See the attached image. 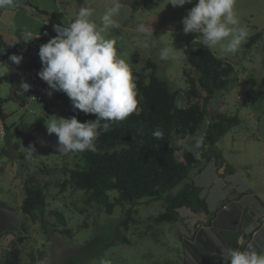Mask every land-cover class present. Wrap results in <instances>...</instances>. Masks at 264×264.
<instances>
[{"label": "rangeland", "instance_id": "1", "mask_svg": "<svg viewBox=\"0 0 264 264\" xmlns=\"http://www.w3.org/2000/svg\"><path fill=\"white\" fill-rule=\"evenodd\" d=\"M30 1L32 6L20 7V0H0V31L5 41L25 42L28 35H42L47 15L38 14V7L48 12L49 20L55 17L65 25L59 30L63 35L59 52L65 54L73 46L74 54L65 55L55 81L47 86L53 95L65 87L48 112L43 101L31 99L24 91L25 87L33 88L36 67L28 75L21 69L32 64L37 52H25L0 63V78L12 76L0 79V96L8 99L4 111L9 115L6 123L11 128L12 142L19 143L18 152L30 153L26 158L9 157L6 136L0 137V200L18 209L24 196V180L35 175L40 183L47 184L48 209L62 211L74 235L56 232L47 241L41 222L26 220L25 250L43 249L41 264L182 263L187 258L186 236L192 237L198 231L193 230L194 226L207 221L203 213L196 215L183 207L177 221L160 223L156 217L165 211L163 201L143 198L132 207L133 220L120 226L121 238L115 239L116 227L126 217L129 206H118L112 214L97 205L86 206L83 191L60 186L61 174H44L37 165L74 167L80 162V154L73 149L80 129L68 117V110L76 102L75 91L69 84L76 76H79L78 86L86 88L91 77L101 74L94 65L108 53L115 63L138 71L151 59L158 64L159 74L177 91V104L186 106L184 70L194 71L187 64L184 48L188 42L198 41L217 55L232 60L234 80L208 102L207 115L199 130L193 135L178 136L177 140L190 149L197 148L218 112L238 114L241 122L218 142L225 162L235 167L237 174L221 176L224 165L218 164L220 168L216 170L215 163L210 162L201 173L194 169L191 178L204 187L202 195L212 210L220 199L228 196L227 189L235 185L233 180L255 184L258 176L253 178L251 174L258 172L262 173L260 180L264 179V36L251 48L245 47L250 36L264 31V0ZM50 30L54 33L52 26ZM72 31L75 38L69 35ZM37 62L41 67L47 65L48 56L37 58ZM125 85L134 88V78L103 89L97 103H113L122 108L119 92ZM89 95L91 91L86 89L85 98ZM45 114H48L45 125L35 130L36 119ZM30 136L33 145L26 142ZM180 187L182 184L175 191ZM46 218L50 224L56 222L53 215L48 214ZM13 238L12 233L0 237V256ZM243 243L250 246L246 244L247 249L236 258L235 264H264V237H256L255 243L250 239Z\"/></svg>", "mask_w": 264, "mask_h": 264}, {"label": "trees", "instance_id": "2", "mask_svg": "<svg viewBox=\"0 0 264 264\" xmlns=\"http://www.w3.org/2000/svg\"><path fill=\"white\" fill-rule=\"evenodd\" d=\"M136 3L133 4L134 8ZM28 5L32 6L30 0H20V7ZM36 12L47 15L45 19L50 17L47 11L38 7ZM50 21L62 24L55 17ZM263 36V30L256 32L249 37L245 47L251 48ZM34 50L37 58L46 57L47 54L58 53L59 44L42 35H28L25 42L8 43L0 31V63ZM184 54L187 64L194 72L190 73L186 68L184 70L187 105L182 107L177 104V91L171 88L168 79L159 74L158 64L151 59L138 71L122 63H115L108 53L94 65L100 69L101 74L91 77L86 88L78 86L79 76H76L69 84L75 91L76 102L68 110V117L80 129L73 147L80 154V162L74 167L67 164L60 167H50L44 163L37 165L44 174H61L63 180L59 183L60 186L83 191L86 206L97 205L108 214H112L118 206H129L126 217L116 227L115 239L121 238L120 226L133 220L132 207L143 198L163 201L165 211L156 217V221L160 223L177 221L180 209L186 207L194 213L203 212L208 217L207 224H210L217 210L229 200V197L225 198L216 210H212L206 196L202 195L203 187L191 178V173L194 169L201 172L210 161L219 165L226 163L218 142L230 129L240 124L239 115L218 112L216 120L210 123L195 149L179 143L177 137L193 135L199 130L207 115L208 102L217 91L226 89L234 80L235 66L231 59L217 55L209 46L198 41L188 42ZM37 58L32 60V64H26L21 72L28 75L38 66ZM10 77L12 76L4 75L0 79ZM131 77L134 78V88L125 85L119 92L122 108L113 103H97L103 89L125 82ZM86 89L91 91V95L85 98ZM28 90L27 87L24 88L26 95ZM64 90L65 87H60L51 100L44 101L47 112ZM7 100L0 96V119L9 145L7 153L11 158H26L30 153L18 152L19 143L12 142L11 128L6 123L9 115L4 111ZM24 104L25 101L22 102ZM47 116L45 114L36 119L33 124L35 130L45 125ZM26 142L33 145V137H28ZM234 170L232 165L226 164L221 176L233 173ZM180 184L182 187L175 191ZM23 188L24 196L17 210L24 216L19 228L0 233V237L6 233L14 234L0 256V264H41L43 249L25 250V235L28 233L26 220L40 221L47 241L56 232L70 237L74 235L64 213L48 209L47 184L40 183L35 175H29L24 180ZM0 205L10 207L2 200ZM48 214L56 217L55 223H49L46 218ZM203 233L201 230L198 232L199 237L196 238L194 234L188 238L193 251L196 250L194 241L220 264H235L239 253L236 256H226L216 248L209 250L207 242L198 241ZM221 236L234 250H244L247 243L241 241L249 237L240 228L237 231L223 230ZM124 240L127 241V238Z\"/></svg>", "mask_w": 264, "mask_h": 264}, {"label": "crops", "instance_id": "3", "mask_svg": "<svg viewBox=\"0 0 264 264\" xmlns=\"http://www.w3.org/2000/svg\"><path fill=\"white\" fill-rule=\"evenodd\" d=\"M263 154H264V151H263ZM210 162H214V161H210ZM226 164L227 163L223 164L224 168L226 167ZM214 167L216 170L220 168L218 164L216 163L214 164ZM258 173L262 174L261 172H258ZM230 174L231 175L237 174V170L235 169L234 172ZM259 174H256V175L253 173L251 174L253 178L258 176V178L254 179L256 181L255 184L247 180L246 181L243 180L244 181L243 183L240 182L241 179L240 180L237 179V181L233 180L235 185L227 189V195H228L227 197H229L228 202L223 204L217 210V213L213 217V219L210 221V224H207L208 217L203 212H198L200 215H202L203 213L207 221L204 224H200V225L198 224L194 226L193 230L194 231L198 230L197 233L195 234L196 238L199 237L198 232L200 233L201 230L204 231L203 235L198 241L200 243L207 242L208 245L210 246L208 248L209 250L212 251L213 249L216 248L220 251H223V253L226 256L227 255L235 256L239 253L238 258H240V256L245 252L247 247H245L244 250L232 249L229 243L225 241L224 238L221 236V232L223 230H233V231L236 230L237 231L240 228L243 232L246 233L247 237L249 236L246 239L243 238L241 243H243L244 240H249V239L255 243L256 237L257 238L260 236L264 237V179L260 180ZM220 178L221 176L219 173L218 179ZM231 190H234V191L231 193ZM224 199L225 197L220 199V202L217 204V206H219V204ZM216 208L214 210H216ZM193 214L199 215L197 213H193ZM189 237L191 236H188V235L186 236L185 241L187 242L184 245V250L187 253V258H185L186 260L184 259V261L179 264H190V262L192 263L193 261L196 262L195 264H220L219 262L214 261L209 256L208 252L205 251L198 244H196L194 241L193 243H194L196 250L193 251V248L190 243V239H188ZM248 244L249 243H247V246Z\"/></svg>", "mask_w": 264, "mask_h": 264}, {"label": "built area", "instance_id": "4", "mask_svg": "<svg viewBox=\"0 0 264 264\" xmlns=\"http://www.w3.org/2000/svg\"><path fill=\"white\" fill-rule=\"evenodd\" d=\"M50 26L53 27L54 33L50 30ZM64 24L58 22H51L46 19V25L43 28L42 36L46 37L48 40L60 45L63 41V35L60 33L61 27H64ZM72 29V28H71ZM71 38H75L73 31L69 33ZM74 54L73 46L65 51V54L60 52L55 54H47L48 64L45 66H37L34 69V78H33V88L28 90V96H31V99L37 101H49L53 98V94L49 92L47 86L55 81L57 71L60 69L62 63L65 60V55L72 57ZM5 136L4 126L0 119V137Z\"/></svg>", "mask_w": 264, "mask_h": 264}, {"label": "water", "instance_id": "5", "mask_svg": "<svg viewBox=\"0 0 264 264\" xmlns=\"http://www.w3.org/2000/svg\"><path fill=\"white\" fill-rule=\"evenodd\" d=\"M224 167L221 168L220 173H222ZM22 221L21 211L0 205V233L3 231H13L17 229Z\"/></svg>", "mask_w": 264, "mask_h": 264}]
</instances>
